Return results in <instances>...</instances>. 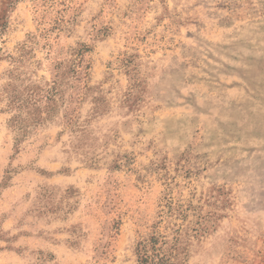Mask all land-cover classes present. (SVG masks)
<instances>
[{"label": "rangeland", "instance_id": "1", "mask_svg": "<svg viewBox=\"0 0 264 264\" xmlns=\"http://www.w3.org/2000/svg\"><path fill=\"white\" fill-rule=\"evenodd\" d=\"M151 238L264 264V0H0V264Z\"/></svg>", "mask_w": 264, "mask_h": 264}, {"label": "trees", "instance_id": "2", "mask_svg": "<svg viewBox=\"0 0 264 264\" xmlns=\"http://www.w3.org/2000/svg\"><path fill=\"white\" fill-rule=\"evenodd\" d=\"M11 76H13L11 74ZM14 77V76H13ZM10 91V93L8 94V92ZM29 93L26 95L28 100H24L22 101L19 97V95L17 94V92L15 91V89L9 87H6L5 92L8 94V100H9V105L19 109V107H21L22 105H26L29 104L30 101L34 100V97L38 94H33L34 90L33 89H29ZM151 242V248H152V252H149L146 243H142L140 242L137 245L136 248V254H137V258H138V264H173V262L169 261V258L163 255H160L158 253H155L156 248H154V244L156 243V240L154 238H151L150 240Z\"/></svg>", "mask_w": 264, "mask_h": 264}]
</instances>
